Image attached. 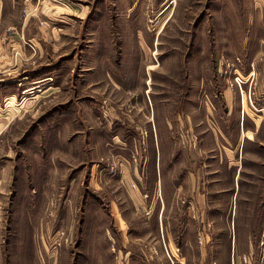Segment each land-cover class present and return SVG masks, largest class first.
<instances>
[{"label":"rangeland","instance_id":"1","mask_svg":"<svg viewBox=\"0 0 264 264\" xmlns=\"http://www.w3.org/2000/svg\"><path fill=\"white\" fill-rule=\"evenodd\" d=\"M47 1L0 74V264H264V0Z\"/></svg>","mask_w":264,"mask_h":264},{"label":"crops","instance_id":"2","mask_svg":"<svg viewBox=\"0 0 264 264\" xmlns=\"http://www.w3.org/2000/svg\"><path fill=\"white\" fill-rule=\"evenodd\" d=\"M44 2H42L39 5H36V3L32 0H0V74L6 72L13 73V71L16 70L18 71L19 68H21V66L25 64V62H29L30 60L33 59V57H35L40 52V47L38 42L39 40L37 38V34L36 32L32 31L31 27H34V23H36V20L33 19L35 18V16L41 19V20L39 19L40 25L43 21L47 23V20L44 19L45 18L44 16H46L49 19L51 18L48 15L50 11L49 10L50 7L46 6V5H50V3L47 0H44ZM24 7L30 8V12L27 14L28 17L27 19L21 20V10ZM29 16L31 17L29 18ZM21 28L24 31V32L22 31V34L20 30ZM28 41L34 44V46L36 47L35 50L26 44V42ZM24 56H26V58ZM9 85H10L9 87L11 88H16L13 91L14 94H12V96L9 97L11 98V100L12 99L15 100L17 97L16 93L19 90V86L17 84H9ZM25 91L26 90H24L23 92L25 93ZM28 98H29L28 95L23 96L22 98L23 102L27 101ZM20 104L23 103L21 102ZM208 140H209V136L204 135L201 138L200 141L201 144L199 143L200 146H198L197 140L195 141L192 140L189 142L190 144L189 146L194 147L192 148L195 150L194 154L196 153L197 155L199 153V155H201L204 153L203 157H205L204 158L205 161L208 160L207 154H212L215 152V147L210 148L206 146ZM218 150L221 152V154L223 153L224 155L225 153L228 157H231V159L234 156L232 154L233 150H231L230 148L218 147ZM210 173L217 174L216 171L214 172V170L210 171ZM193 175L195 178V173H193ZM157 186H158V182H157ZM194 186H195V180H194ZM164 188L165 190L163 193L164 194L163 198L168 200V198H170L171 196L170 187L165 186Z\"/></svg>","mask_w":264,"mask_h":264},{"label":"built area","instance_id":"3","mask_svg":"<svg viewBox=\"0 0 264 264\" xmlns=\"http://www.w3.org/2000/svg\"><path fill=\"white\" fill-rule=\"evenodd\" d=\"M32 1H34V2L36 3V5H39V4H41L44 0H32ZM44 23H46V22L43 21V22L41 23V25L44 24ZM26 44H27L29 47H31L32 49H34V50L36 49V47L34 46V44L31 43L30 41L26 42ZM146 197H149V195L146 194Z\"/></svg>","mask_w":264,"mask_h":264},{"label":"bare ground","instance_id":"4","mask_svg":"<svg viewBox=\"0 0 264 264\" xmlns=\"http://www.w3.org/2000/svg\"><path fill=\"white\" fill-rule=\"evenodd\" d=\"M25 93H29L30 94L31 92H30V90H28V91L26 90Z\"/></svg>","mask_w":264,"mask_h":264}]
</instances>
